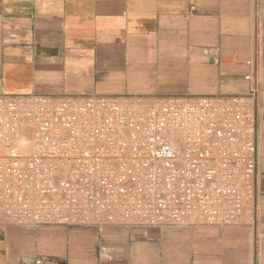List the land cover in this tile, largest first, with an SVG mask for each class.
<instances>
[{
  "label": "crops",
  "instance_id": "crops-1",
  "mask_svg": "<svg viewBox=\"0 0 264 264\" xmlns=\"http://www.w3.org/2000/svg\"><path fill=\"white\" fill-rule=\"evenodd\" d=\"M252 90L255 224L32 227L21 251L0 237V264H264V0H0V94Z\"/></svg>",
  "mask_w": 264,
  "mask_h": 264
},
{
  "label": "built area",
  "instance_id": "built-area-1",
  "mask_svg": "<svg viewBox=\"0 0 264 264\" xmlns=\"http://www.w3.org/2000/svg\"><path fill=\"white\" fill-rule=\"evenodd\" d=\"M256 103L0 94V231L253 225Z\"/></svg>",
  "mask_w": 264,
  "mask_h": 264
},
{
  "label": "rangeland",
  "instance_id": "rangeland-1",
  "mask_svg": "<svg viewBox=\"0 0 264 264\" xmlns=\"http://www.w3.org/2000/svg\"><path fill=\"white\" fill-rule=\"evenodd\" d=\"M11 228L12 229V234L9 235V233H7L6 235V228ZM5 227L4 231L2 233H0V237L1 239L3 240L4 238L7 237H11L10 240H13V244H14V247L18 250H22L23 249V246H24V243H25V238L27 236V234H25L26 232H28V230L32 227L30 226H18V225H8Z\"/></svg>",
  "mask_w": 264,
  "mask_h": 264
}]
</instances>
